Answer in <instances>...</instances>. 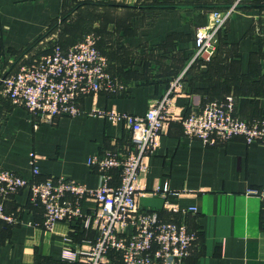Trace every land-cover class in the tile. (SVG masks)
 Instances as JSON below:
<instances>
[{
	"label": "crops",
	"instance_id": "obj_1",
	"mask_svg": "<svg viewBox=\"0 0 264 264\" xmlns=\"http://www.w3.org/2000/svg\"><path fill=\"white\" fill-rule=\"evenodd\" d=\"M235 2L238 7L220 35L216 55L189 65L197 28L209 23L211 11ZM67 16L76 21L63 26L64 47L96 33L110 72L123 87L118 93L86 95L82 113L38 127L29 111L14 105L0 87V169L37 180L67 175L98 187L102 177L89 159L125 152L131 132L124 122L97 112L143 115L183 75L171 96L165 130L137 181L138 208L198 231L186 264H264V206L246 192L264 186V143L235 137L209 145L188 137L181 121L209 100L228 95L241 118L264 116V0H0V75L18 70L25 62L21 54L34 43L40 50V39ZM31 153L37 156L38 175L33 174ZM111 177L112 184L121 182L119 170L113 169ZM82 206V216L48 230L45 208L32 201L29 188L10 195L6 209L16 222L0 220V264H83L99 222L93 198ZM190 207L198 210L183 211ZM76 249L79 260L64 257L65 250ZM119 260L116 253L108 254L109 264Z\"/></svg>",
	"mask_w": 264,
	"mask_h": 264
},
{
	"label": "built area",
	"instance_id": "obj_2",
	"mask_svg": "<svg viewBox=\"0 0 264 264\" xmlns=\"http://www.w3.org/2000/svg\"><path fill=\"white\" fill-rule=\"evenodd\" d=\"M237 7L235 2L211 11L209 23L196 30L195 52L189 65L199 59L209 61L216 55L220 35ZM98 41L99 36L90 32L65 48L59 40L48 37L40 50L37 47L24 55L25 62L18 70L0 75L2 93L14 105L29 111L34 127L55 122L60 116L79 115L83 111L82 97L101 91L118 93L123 87L110 72L108 57L99 49ZM182 78L180 75L174 79L168 91L143 115L117 110L97 112L112 122H124L131 132L125 152L109 151L89 159V165L96 166L102 177L98 187L90 188L67 175L37 180L27 179L12 169H0V220L16 222L15 215L7 211L6 202L25 187L29 188L32 201L44 206L43 223L48 230L59 221L82 216L83 200L93 198L98 204L95 214L99 234L85 252L83 264H109L110 252L119 256V264H186L198 244V231L191 230L184 221H162L156 212L138 208L137 191V181L147 167L145 158L154 152L165 130L171 96ZM181 121L188 137L209 145L235 137H242L247 143H264V116L255 121L238 116L233 95L209 100ZM36 160V154L31 153L33 174L38 175ZM113 169L120 172L118 185L111 183ZM246 192L258 196L264 206V186L250 187ZM171 208L180 210L177 206ZM190 210L198 209H183ZM129 225L132 231H127ZM64 257L79 260V251L65 250Z\"/></svg>",
	"mask_w": 264,
	"mask_h": 264
},
{
	"label": "rangeland",
	"instance_id": "obj_3",
	"mask_svg": "<svg viewBox=\"0 0 264 264\" xmlns=\"http://www.w3.org/2000/svg\"><path fill=\"white\" fill-rule=\"evenodd\" d=\"M76 21V20H75ZM75 21H73V17H65L61 22L59 21L52 29L51 33L48 34L46 37L43 38L42 41L39 42V46L43 45L42 42L45 41L48 37H51L52 40H60L63 33V26L66 27V25L72 23L75 24ZM77 22H80L79 20ZM81 25V23H80ZM38 46V45H37Z\"/></svg>",
	"mask_w": 264,
	"mask_h": 264
},
{
	"label": "trees",
	"instance_id": "obj_4",
	"mask_svg": "<svg viewBox=\"0 0 264 264\" xmlns=\"http://www.w3.org/2000/svg\"><path fill=\"white\" fill-rule=\"evenodd\" d=\"M57 24V22L52 26V28H50L49 29V31L42 37V38H44V37H46L48 34H50L51 33V31H52V29H53V27L55 26ZM86 34V33H85ZM84 34V35H85ZM41 40V39H40ZM62 44H63V42L61 41V39L59 40ZM38 42V41H37ZM76 43V42H75ZM37 43H34L31 47H29L26 51H27V53L28 52H30V51H32L34 48H35V45H36ZM71 44V43H70ZM72 44H74V43H72ZM71 44V45H72ZM64 45V44H63ZM69 45V44H68ZM22 55V57L25 55V53H23V54H21ZM10 71H12V70H10Z\"/></svg>",
	"mask_w": 264,
	"mask_h": 264
}]
</instances>
